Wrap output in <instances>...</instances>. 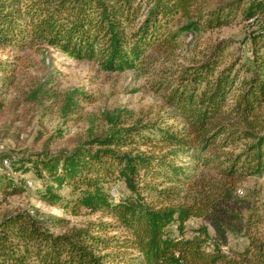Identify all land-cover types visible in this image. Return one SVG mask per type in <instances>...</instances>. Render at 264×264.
<instances>
[{
    "label": "trees",
    "instance_id": "trees-1",
    "mask_svg": "<svg viewBox=\"0 0 264 264\" xmlns=\"http://www.w3.org/2000/svg\"><path fill=\"white\" fill-rule=\"evenodd\" d=\"M239 15L258 22L245 40L246 57L229 53L233 42L222 39L166 70L152 87L163 93L166 118L101 110L69 152L9 160L13 173L32 172L42 182V203L100 218L75 226L28 210L6 213L0 264H264V238L222 249L227 230L247 231L260 215L238 224L216 205L224 199L245 206L233 194L237 182L264 174V0H0V48L51 49L103 73L143 76L147 65L180 50L183 36L228 27ZM9 65L0 61V73ZM26 99L58 102L63 117L76 113L80 100L91 101L81 89L59 92L48 83ZM172 119L178 121L168 124ZM205 172L212 178L202 180ZM117 182L128 191L120 200L109 193ZM23 191L0 172V201ZM211 212L228 222L214 219L217 239L204 225L187 230L190 219Z\"/></svg>",
    "mask_w": 264,
    "mask_h": 264
},
{
    "label": "rangeland",
    "instance_id": "rangeland-1",
    "mask_svg": "<svg viewBox=\"0 0 264 264\" xmlns=\"http://www.w3.org/2000/svg\"><path fill=\"white\" fill-rule=\"evenodd\" d=\"M257 24V20L247 21L239 15L228 27L183 36L181 49L147 65L150 73L143 76H139L135 71L103 73L94 63L73 61L51 49L48 51L27 49L17 52L0 48V61L10 63L11 68L8 73H0V99L4 102V107L0 110V157L16 160L34 152L44 151L49 154L61 150L69 152L86 138L87 131L91 128V120L95 115L98 116L101 110L124 107L132 110L143 120L155 119L158 116L166 118L168 109L163 103V93L152 88L158 78L164 77L166 70L175 69L178 65H184L190 59L201 56L215 42L222 39L233 42L228 48L229 53L242 54L245 58L247 47L245 40ZM2 78L7 80L3 82ZM41 83H48L59 92L81 89L90 96L91 101L80 100V108L76 113L63 117L58 110L60 106L58 102L53 104L42 100L27 101L26 96L29 92ZM177 121L172 119L168 124ZM98 124L94 122V126H99ZM94 133L98 134L99 130L94 129ZM48 139L50 142H47ZM186 162L192 164V161ZM2 171L4 170H0ZM8 172L24 191L0 201V217L22 209L41 218L62 217L69 220L70 225L75 226H82L88 221L100 218L99 214L70 216L59 208L44 204L39 200L42 182L35 178L32 172L25 174L13 173L11 170ZM210 178H212L210 173L205 172L202 180ZM28 182L31 185H28ZM111 190L115 193V198L112 197L115 200L128 195V191L120 182L112 185L109 193ZM233 194L239 199L247 200V204L239 206L232 201L219 199L216 205L226 208L228 214L241 219L236 221L238 224H245L252 213L259 214L262 222L247 231L227 230L222 244L223 250L228 247L242 250L248 240L264 238V174L239 180ZM215 218L224 225L228 224L223 215L211 212L207 217L190 219L186 223L187 230L204 225L210 236L216 238L213 226ZM234 228L237 229V226L234 225ZM62 231L54 230L55 233ZM218 240L220 241L219 237ZM210 248L209 246L208 249Z\"/></svg>",
    "mask_w": 264,
    "mask_h": 264
},
{
    "label": "built area",
    "instance_id": "built-area-1",
    "mask_svg": "<svg viewBox=\"0 0 264 264\" xmlns=\"http://www.w3.org/2000/svg\"><path fill=\"white\" fill-rule=\"evenodd\" d=\"M0 170H4L6 172L10 171L11 170V167H10V162L8 159L6 158H3L2 160H0ZM28 185H31L30 182H28ZM110 195L115 198V193L114 191H110Z\"/></svg>",
    "mask_w": 264,
    "mask_h": 264
}]
</instances>
